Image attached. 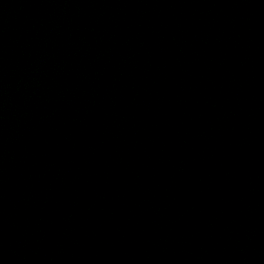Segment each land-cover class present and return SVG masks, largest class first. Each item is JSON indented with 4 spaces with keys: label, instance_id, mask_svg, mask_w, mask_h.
Wrapping results in <instances>:
<instances>
[{
    "label": "water",
    "instance_id": "95a60500",
    "mask_svg": "<svg viewBox=\"0 0 264 264\" xmlns=\"http://www.w3.org/2000/svg\"><path fill=\"white\" fill-rule=\"evenodd\" d=\"M0 264H264V0H0Z\"/></svg>",
    "mask_w": 264,
    "mask_h": 264
}]
</instances>
